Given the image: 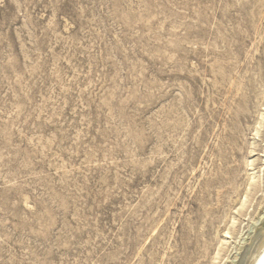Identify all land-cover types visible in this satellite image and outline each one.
<instances>
[{
	"label": "rangeland",
	"instance_id": "rangeland-1",
	"mask_svg": "<svg viewBox=\"0 0 264 264\" xmlns=\"http://www.w3.org/2000/svg\"><path fill=\"white\" fill-rule=\"evenodd\" d=\"M263 94L264 0H0V264H222Z\"/></svg>",
	"mask_w": 264,
	"mask_h": 264
},
{
	"label": "bare ground",
	"instance_id": "bare-ground-1",
	"mask_svg": "<svg viewBox=\"0 0 264 264\" xmlns=\"http://www.w3.org/2000/svg\"><path fill=\"white\" fill-rule=\"evenodd\" d=\"M264 97V94L262 95ZM259 100V99H258ZM243 105V104H242ZM241 106V105H240ZM263 108L261 111L257 110V119L255 121V126L253 127V137L251 144V152L252 155H255L256 151H259L258 158L262 160L258 165L255 166L256 159H247L244 158V165L248 167V170H252V172H248L247 174V185H252L253 187H257V190L263 192L261 200L257 203L254 211L249 214L251 224H246V228L248 230L244 231L245 226L239 230L237 229L235 232L236 235L232 236V232L229 228L225 229L223 236L219 239L220 246H223L225 252L220 255V252L217 251L215 258H218L219 262H223L222 264H262V260H264V148L259 149L260 142H264V102L260 104ZM243 107V106H242ZM237 110V109H236ZM246 112L244 108L236 111L237 119L240 117L241 113ZM235 129V127H232ZM261 138V141H259ZM230 139V146L232 149L231 155H236L235 146H237L236 139L231 135L228 136ZM264 147V144L262 145ZM238 147V146H237ZM251 155V156H252ZM257 158V159H258ZM252 166V167H251ZM255 168L258 170L253 171ZM262 187V189H261ZM254 188V189H255ZM256 191V190H255ZM247 193V191H246ZM247 199V196H244L241 207L244 206V203ZM234 222V219L232 220ZM247 234L245 237L244 235ZM230 239H232L230 241ZM231 247V248H230ZM234 249V252L231 253V250Z\"/></svg>",
	"mask_w": 264,
	"mask_h": 264
},
{
	"label": "snow or ice",
	"instance_id": "snow-or-ice-1",
	"mask_svg": "<svg viewBox=\"0 0 264 264\" xmlns=\"http://www.w3.org/2000/svg\"><path fill=\"white\" fill-rule=\"evenodd\" d=\"M262 264H264V260H262Z\"/></svg>",
	"mask_w": 264,
	"mask_h": 264
}]
</instances>
